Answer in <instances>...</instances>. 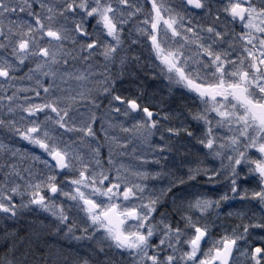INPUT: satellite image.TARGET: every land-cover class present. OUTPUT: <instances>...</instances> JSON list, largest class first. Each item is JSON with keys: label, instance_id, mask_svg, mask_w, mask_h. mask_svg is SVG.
I'll return each mask as SVG.
<instances>
[{"label": "snow or ice", "instance_id": "snow-or-ice-1", "mask_svg": "<svg viewBox=\"0 0 264 264\" xmlns=\"http://www.w3.org/2000/svg\"><path fill=\"white\" fill-rule=\"evenodd\" d=\"M0 264H264V0H0Z\"/></svg>", "mask_w": 264, "mask_h": 264}]
</instances>
